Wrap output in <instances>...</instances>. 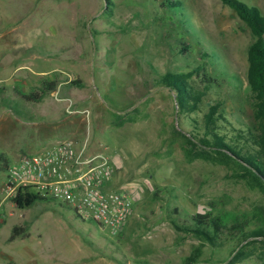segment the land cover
<instances>
[{
	"label": "rangeland",
	"instance_id": "1",
	"mask_svg": "<svg viewBox=\"0 0 264 264\" xmlns=\"http://www.w3.org/2000/svg\"><path fill=\"white\" fill-rule=\"evenodd\" d=\"M167 1L0 0L6 57L22 54L30 43L29 63L52 51L51 38L38 44L46 39L42 22L53 23V42L60 45V59L42 62L58 65L57 75L0 76V184L22 155L71 139L113 156L110 187L138 188L121 234L81 220L50 198L17 207L0 229V264H184L198 247L197 264H230L241 249L237 264H264L262 239L246 241L264 226V193L236 164L197 145L206 115L219 104L216 132L244 153L251 149L247 140L258 134V122L247 52L256 37L220 0H169L181 8ZM240 1L257 4L264 14V0ZM26 23L35 38L19 28ZM203 63L206 71L195 72ZM167 73L185 74L193 92L203 94L195 110L179 107L162 82ZM42 88L49 91L40 103L24 99ZM198 214L220 217L227 226L248 225L216 245L173 226H190Z\"/></svg>",
	"mask_w": 264,
	"mask_h": 264
},
{
	"label": "built area",
	"instance_id": "2",
	"mask_svg": "<svg viewBox=\"0 0 264 264\" xmlns=\"http://www.w3.org/2000/svg\"><path fill=\"white\" fill-rule=\"evenodd\" d=\"M116 170L113 156L91 150L87 141L66 139L41 153L22 155L0 184V229L17 208L19 193L29 188L72 208L83 221L123 233L138 188L110 187Z\"/></svg>",
	"mask_w": 264,
	"mask_h": 264
},
{
	"label": "trees",
	"instance_id": "3",
	"mask_svg": "<svg viewBox=\"0 0 264 264\" xmlns=\"http://www.w3.org/2000/svg\"><path fill=\"white\" fill-rule=\"evenodd\" d=\"M223 5L234 10L238 16L248 24L251 28L256 41L252 43L248 49L247 56L249 62L248 69V90L253 95L254 107L256 112V119L258 122V134L253 135V142L247 140V144L251 145V149L246 153L242 149L229 144L224 136L219 135L216 130V123L218 122L216 114L220 108L219 104L211 107L206 115V133L202 137L199 144L204 149H208L212 154H215L219 160L224 163L236 164L246 176L252 181L255 187L264 193V14L257 5H248L240 0H220ZM107 4L110 0H106ZM166 5H175L174 7L181 8V2L174 3L171 1L165 2ZM185 51V50H184ZM213 56H216L213 54ZM203 57L210 58L209 52L203 54ZM206 64L199 65L195 72L206 71ZM185 74L167 73L163 78V84L171 91L176 93V100L179 107L185 111L195 110L198 102L201 101L203 94H196L187 82ZM207 79V80H206ZM206 83L212 85L215 79L206 77ZM49 89L42 88L36 92L25 95L24 99L28 102L39 103L47 95ZM183 136L182 133H179ZM189 144L197 147L194 139L190 136L184 135ZM190 155V154H189ZM191 156V155H190ZM40 194L30 190L29 188L20 192L15 202L19 209H27L40 201H46ZM247 222H237L232 226H227L223 223L220 217H211L208 214H198L193 217V224L190 226H180L173 221V226L185 233L193 234L209 243L216 245L217 239L220 241L222 237L227 234V237L235 236L237 233H242L247 227ZM16 229L13 231L12 240L16 236ZM252 237L261 238L264 242V226L260 230L254 232L247 240ZM223 242V241H221ZM252 241L251 243H257ZM250 243V244H251ZM248 245V243L246 244ZM242 248H246L243 246ZM243 249L239 250L234 256L230 264H237L238 260L242 258ZM202 255L200 247L196 248L194 252L186 259L184 264H197Z\"/></svg>",
	"mask_w": 264,
	"mask_h": 264
},
{
	"label": "crops",
	"instance_id": "4",
	"mask_svg": "<svg viewBox=\"0 0 264 264\" xmlns=\"http://www.w3.org/2000/svg\"><path fill=\"white\" fill-rule=\"evenodd\" d=\"M257 5V4H255ZM43 24L41 25L40 23L38 24V26H43L44 29H47L44 37H46L45 41L42 38L41 34H38L37 36H41L42 41L38 44H40V46L44 43L42 42H48V39L51 38L52 42H51V46H52V51H46L47 53L43 54V56H37V62L36 63H29L28 59L26 56L27 54V49L34 47L35 44L30 43V45H22V54L17 55L14 58H8L6 57L7 54V44L6 41L4 40L3 42H0V76H8L9 74L12 75H20V76H27V77H53L54 75H57L60 72V67L57 65L56 69H50V67H46L42 62L43 60L48 63L49 60L51 59H58L59 57V52H60V45H59V41L56 43L53 42V38L56 35L55 30H54V25L53 23H48V22H42ZM24 25V27H19L21 28H26L29 29V31L27 32L28 35H30L31 37L35 38L36 36L33 35L30 32V29H32V27H29V24H22ZM17 29V28H16ZM8 33H11L15 36H18L17 34L19 33H14V31H9ZM39 36V37H40ZM29 39V38H27ZM3 43V45H1ZM45 47H48L47 44L44 45ZM49 48V47H48ZM47 49V48H45ZM47 54V55H46ZM24 55V56H23ZM46 55V56H45ZM58 56V57H56ZM60 59V57H59ZM57 73V74H56ZM44 100V99H43ZM42 100V101H43ZM40 103V102H39ZM54 136L50 135L47 136L45 139L47 141V143H50L53 141ZM136 264V263H133Z\"/></svg>",
	"mask_w": 264,
	"mask_h": 264
}]
</instances>
